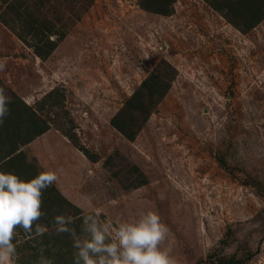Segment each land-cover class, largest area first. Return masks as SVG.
I'll list each match as a JSON object with an SVG mask.
<instances>
[{"label":"rangeland","instance_id":"1","mask_svg":"<svg viewBox=\"0 0 264 264\" xmlns=\"http://www.w3.org/2000/svg\"><path fill=\"white\" fill-rule=\"evenodd\" d=\"M67 1L66 35L45 60L0 23V90L15 110L0 133L17 137L0 153L33 138L17 145L23 180L56 174L50 188L79 210L63 216L81 240L85 217L110 225L113 242L120 223L154 212L175 264H264V15L238 29L241 11L224 2L222 15L174 0L160 16L139 0ZM150 75L163 96L124 110ZM119 112L131 141L109 123ZM45 196L54 192L42 196L51 212ZM57 227L17 228L13 264H76L72 235Z\"/></svg>","mask_w":264,"mask_h":264},{"label":"clouds","instance_id":"2","mask_svg":"<svg viewBox=\"0 0 264 264\" xmlns=\"http://www.w3.org/2000/svg\"><path fill=\"white\" fill-rule=\"evenodd\" d=\"M6 97L0 90V123L7 112ZM57 180L54 172H41L30 180H22L16 174L0 171V264H13L16 253L13 243L17 228L31 232L42 215V193ZM71 217L58 215L57 232H69L73 246L78 249L76 264H175L169 250L161 248L168 235V228L154 212H148L134 223H120L109 238L110 225L100 226L95 217L84 218V231L88 239L81 240L73 229ZM45 229L37 225V234Z\"/></svg>","mask_w":264,"mask_h":264},{"label":"trees","instance_id":"3","mask_svg":"<svg viewBox=\"0 0 264 264\" xmlns=\"http://www.w3.org/2000/svg\"><path fill=\"white\" fill-rule=\"evenodd\" d=\"M204 1L221 14L223 12L220 5L223 2L228 5L232 4L233 7L238 10L237 12L241 11L242 17H237L239 21L237 19L233 20V22L230 20V23L235 25L238 29H240V27L236 23L247 22L245 28L250 29L255 26L260 21V17L264 15V0ZM173 3L174 0H139V8L152 14L169 16L172 12ZM68 4L69 2L67 0H0V23L12 32L20 42L31 48L33 54L37 58L45 60L55 51L57 45L66 35L67 29H65L66 25H63V22L67 20V12L64 11L62 5H65L68 9ZM77 17L75 18L78 19ZM244 31L241 30V32ZM156 82H158V79L155 76L153 77V75H150L145 81H143L140 87L131 95L130 99L127 100L124 110H128L130 112L141 111L144 98H151L155 93L157 96H163L167 86H165V88L162 86L157 88L155 86ZM21 106L25 107L22 102ZM5 107L7 110L15 112V110H13L14 104L12 102H6ZM126 115V112H119L110 120L109 123L118 133L131 141L133 140L135 133L131 131V128H128V122L124 119ZM35 126L36 123L31 124V127L34 128ZM47 130L48 128H41L36 131L34 135L40 136ZM14 131V128H12V132ZM13 136L17 139L15 135ZM0 137L5 138L0 139L1 146L14 139L13 137H8L7 134H3V136L1 135ZM32 140L33 138L29 137L25 140L15 142L16 144H12L9 148H7L3 155L0 153V171L14 173L23 180V174L27 171L24 160L25 158L23 154L17 152V145L29 143ZM0 151L3 150L0 149ZM21 168H23V170ZM48 191L54 192L55 200H50L51 198L48 196H45V198L49 200L48 203L56 202L57 207L55 205L51 212H48L41 206V212L44 215H42V217L35 222L31 232H25L21 229L23 234L30 236L35 235L37 225L42 226L44 229L56 226L55 217L58 215H64L69 208H73L75 210L73 213L74 216L79 214V210L77 208L71 206V204L57 190L50 188V186L43 190L42 196L47 194ZM43 209L45 212H43Z\"/></svg>","mask_w":264,"mask_h":264},{"label":"crops","instance_id":"4","mask_svg":"<svg viewBox=\"0 0 264 264\" xmlns=\"http://www.w3.org/2000/svg\"><path fill=\"white\" fill-rule=\"evenodd\" d=\"M46 172V171H45Z\"/></svg>","mask_w":264,"mask_h":264}]
</instances>
